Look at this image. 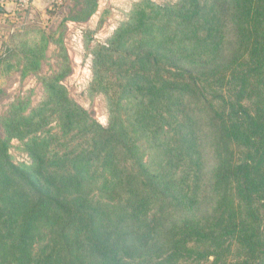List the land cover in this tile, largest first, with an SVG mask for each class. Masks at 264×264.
<instances>
[{"label": "trees", "instance_id": "trees-1", "mask_svg": "<svg viewBox=\"0 0 264 264\" xmlns=\"http://www.w3.org/2000/svg\"><path fill=\"white\" fill-rule=\"evenodd\" d=\"M64 22L0 45V79L64 51ZM93 55L107 126L67 69L0 115V264H264V0H141Z\"/></svg>", "mask_w": 264, "mask_h": 264}, {"label": "rangeland", "instance_id": "rangeland-1", "mask_svg": "<svg viewBox=\"0 0 264 264\" xmlns=\"http://www.w3.org/2000/svg\"><path fill=\"white\" fill-rule=\"evenodd\" d=\"M83 0H66L62 6L51 4L47 9L45 19L35 18L32 5L19 9L17 6V18L13 22L6 20L2 29L7 31L0 38L1 48L10 46V38L14 34L26 30L46 29L56 33L57 29L65 19L72 17L80 11L84 4ZM141 0H104L103 7H99L91 17L85 21L75 22L66 20L62 27L64 51L59 44L49 43L46 59L42 62L41 70L36 74L21 76L20 71L0 79V115L4 114L10 105L18 100L29 103L26 113L37 107L48 98V91L41 76H51L63 70L69 73L61 81L66 86L69 95L80 105L91 112L93 117L101 124L107 126L109 123V104L107 97L100 93L92 95L90 85L93 80V48L97 45L107 44L119 25L129 19V14L135 3ZM158 4L176 3L179 0H152ZM100 4V0H98ZM98 4V6H99ZM53 10V11H52ZM105 12V13H103ZM56 17V18H55ZM22 18V19H19ZM24 18H27L24 20ZM55 18V19H54ZM17 29L11 33V29ZM54 28H56L54 30ZM31 36V34H29ZM57 33L55 37H57ZM52 46L51 49L49 46ZM3 51V50H2ZM64 54H63V53ZM0 53H2L0 51ZM67 55L68 60L65 58ZM4 59V57H3ZM11 82L8 86L7 83ZM13 82H17L15 85ZM0 133L3 136V126L0 121ZM10 154L16 163L29 164L31 157L25 150L24 144L19 140H12Z\"/></svg>", "mask_w": 264, "mask_h": 264}, {"label": "crops", "instance_id": "crops-1", "mask_svg": "<svg viewBox=\"0 0 264 264\" xmlns=\"http://www.w3.org/2000/svg\"><path fill=\"white\" fill-rule=\"evenodd\" d=\"M32 1V7L34 9V12H35V18H41L42 20L45 19L47 17L46 15V12H47V9L50 8L51 4L53 3L54 0H31ZM104 0H100V4L98 6V10H99V7H103L102 4H104ZM16 5L14 3H8L4 6H0V38L2 35L6 34L5 37L8 36V33L7 31H4L2 28L6 25L4 24L3 22L8 20L13 22L14 19H16L17 17V14L19 15V12L17 11L16 9ZM56 18V17H55ZM54 18V19H55ZM6 19V20H5ZM19 19H22V18H19ZM27 19V18H24V20ZM26 21V20H25ZM56 28H54L55 30ZM50 49H51V45L49 46ZM11 82L9 81L7 83V86L10 84ZM17 82H13L12 84H16Z\"/></svg>", "mask_w": 264, "mask_h": 264}, {"label": "built area", "instance_id": "built-area-1", "mask_svg": "<svg viewBox=\"0 0 264 264\" xmlns=\"http://www.w3.org/2000/svg\"><path fill=\"white\" fill-rule=\"evenodd\" d=\"M66 0H54L53 4L56 6H62L65 3ZM14 3L19 9L26 8L32 4L31 0H0V6H4L8 3ZM17 29V27H13L11 29V33L14 32Z\"/></svg>", "mask_w": 264, "mask_h": 264}]
</instances>
